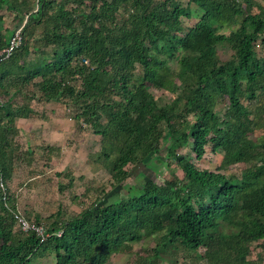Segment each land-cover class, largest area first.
Returning <instances> with one entry per match:
<instances>
[{
  "label": "trees",
  "instance_id": "1",
  "mask_svg": "<svg viewBox=\"0 0 264 264\" xmlns=\"http://www.w3.org/2000/svg\"><path fill=\"white\" fill-rule=\"evenodd\" d=\"M184 1L0 0V51L16 31L22 36L0 57V180L9 207L0 189V264H108L118 254L134 255L132 264H260L264 100L254 112L244 102L264 99V0ZM147 85L174 97L157 101ZM52 102L100 137L94 161L112 190L74 215L58 207L47 225L27 214L46 227L41 242L16 227L8 181L15 167L35 162V149L15 140L16 121L42 120ZM207 146L222 153L216 170L193 162ZM169 159L171 178L158 180ZM234 165L244 168L227 175ZM135 166L153 178L140 172L131 185ZM55 175L68 180L59 191L72 188L69 171ZM148 239L153 246L133 250Z\"/></svg>",
  "mask_w": 264,
  "mask_h": 264
},
{
  "label": "rangeland",
  "instance_id": "2",
  "mask_svg": "<svg viewBox=\"0 0 264 264\" xmlns=\"http://www.w3.org/2000/svg\"><path fill=\"white\" fill-rule=\"evenodd\" d=\"M182 2L185 3L184 0H182ZM196 21L197 17L194 16L190 21L185 22L189 26H192ZM220 53H222V58H227L229 56V52H222V50H220ZM170 67L175 70V63L170 64ZM140 73V70H136L134 76L130 78V86L133 81L136 80V76L140 75ZM146 88L152 97L157 101L161 100L163 102H169L174 97L172 94L150 85H147ZM258 95L259 96L255 100L249 103L244 102L252 112H254L256 107L264 100L263 95ZM50 104L51 103L45 106L46 113L43 119L34 120L32 122V130H40L37 135L41 136L40 138H36V135H32V140L30 141V144H32L31 147L35 149V162L31 167L21 165L16 168L19 175L16 182L12 186L13 190L17 194L18 212L24 218L27 217V214L31 217L37 215L41 218L42 223L45 225L48 224V218L55 213L58 207L62 206L63 211L74 215L80 212L84 207L94 202L101 190H112L109 185V174L104 169L97 166L94 161V154L98 153L100 149V137L94 135L87 129L80 128L79 125L72 119V116L69 115L70 113L65 107L63 122L61 121V118H59L58 122L56 118H54V115L51 117ZM221 109V106L217 107L216 112L218 115H222ZM57 114L59 115V112H57ZM49 125L50 127L47 128ZM62 125L65 130H74V134L72 135L70 133L69 138H62L63 141L65 140L64 143L58 142L57 140L56 145L53 144V146L57 149L53 154L45 152V155H42L38 153L36 148L40 147L41 143H46L44 140L50 136L42 132V130H63ZM254 136L260 137L262 136V132L256 131L254 132ZM50 142H55V140ZM183 153L192 155L189 147L184 148ZM221 156L222 153L220 150L212 153L210 148L207 146L206 154L202 157V159L198 161L194 160L193 162L201 169L216 170L220 164ZM168 162L169 164H172L171 167L167 171L161 173L158 180L171 178L174 165L172 160L169 159ZM129 168L131 170V176L129 179V183H131V185L136 183L135 178H137L140 172H144L149 178H153L152 173L147 169H144L143 166ZM150 168L156 170V166L154 165ZM243 168V165L231 166L226 174L237 175ZM65 171H69L71 173L73 185L71 189L59 191V185H66L68 180L66 178H58L55 174ZM175 175L181 176L178 171L175 172ZM116 199L117 195H114L113 197H110L108 201ZM151 242L152 241L148 239L140 243H132L131 245L133 246V250L137 251L139 247H145L148 245L153 246ZM254 250L257 253L259 263L264 264V253L262 252V249L258 245ZM134 260V255L118 254L113 255L108 264H132ZM179 264H183L182 261H180ZM202 264L204 263L202 262Z\"/></svg>",
  "mask_w": 264,
  "mask_h": 264
},
{
  "label": "crops",
  "instance_id": "3",
  "mask_svg": "<svg viewBox=\"0 0 264 264\" xmlns=\"http://www.w3.org/2000/svg\"><path fill=\"white\" fill-rule=\"evenodd\" d=\"M48 105V104H47ZM59 104V103H55L52 102L50 104V108H51V117H53L52 115H54V118H56V120L59 122V118H61V121L63 122V118H64V106ZM57 112H59V115L57 114ZM50 117V118H51ZM16 125L17 127L20 129L19 130V135L18 137H16V141L20 142L22 149L26 150L28 147H31L32 144H30V141L32 140V135H36V138H40L41 136L37 135V133L40 131L38 130H32L33 129V123L30 120L27 119H18L16 121ZM54 125V124H53ZM63 126V125H62ZM50 125L47 127L49 128ZM45 128V127H44ZM42 132H44L48 136V138H46L43 142L44 144L41 143V146H45V145H56V141L58 140V142L64 143L65 140L63 141L62 138H69L70 133L73 135L74 134V130H65L64 126H63V130H50L48 131V129L46 130H42ZM48 132V133H47ZM61 137V138H60ZM51 139V140H50ZM55 142H50V141H54ZM43 141V140H41ZM63 141V142H62ZM57 142V143H58ZM60 143V144H61ZM59 145V144H58ZM19 172L17 171L16 167L14 168V172L12 174V178L8 181V186L10 188V191L15 195V197L17 196L16 192L13 190V184L16 182L17 178H18ZM17 199V197H16Z\"/></svg>",
  "mask_w": 264,
  "mask_h": 264
},
{
  "label": "built area",
  "instance_id": "4",
  "mask_svg": "<svg viewBox=\"0 0 264 264\" xmlns=\"http://www.w3.org/2000/svg\"><path fill=\"white\" fill-rule=\"evenodd\" d=\"M22 36L20 33V30L16 31L14 35L12 36L9 46L5 48L4 50L0 51V57L7 58L15 49H17L21 44ZM85 64H87V61H84ZM0 189L3 193L2 200L4 202V207H8V201H7V185H5L0 180ZM11 214L13 216V219L15 221L16 227L24 233L33 232L41 242H44L49 234L46 231V227L42 223H36L35 221H30L24 218L19 212L18 209L15 211H11ZM58 236L60 233L57 234Z\"/></svg>",
  "mask_w": 264,
  "mask_h": 264
}]
</instances>
